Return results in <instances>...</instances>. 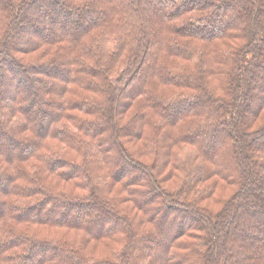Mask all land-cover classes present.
<instances>
[{"label":"trees","instance_id":"trees-1","mask_svg":"<svg viewBox=\"0 0 264 264\" xmlns=\"http://www.w3.org/2000/svg\"><path fill=\"white\" fill-rule=\"evenodd\" d=\"M0 264H264V0H0Z\"/></svg>","mask_w":264,"mask_h":264},{"label":"rangeland","instance_id":"rangeland-1","mask_svg":"<svg viewBox=\"0 0 264 264\" xmlns=\"http://www.w3.org/2000/svg\"><path fill=\"white\" fill-rule=\"evenodd\" d=\"M47 16L44 14V13H42L41 14V16H38V18H36L37 20H42L43 18L45 19ZM30 38V33H28V31H24V34H23V36H22V40L23 41H26V40H28ZM159 258V257H158ZM156 259H157V254H156Z\"/></svg>","mask_w":264,"mask_h":264}]
</instances>
